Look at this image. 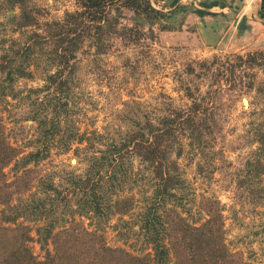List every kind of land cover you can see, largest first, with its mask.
Wrapping results in <instances>:
<instances>
[{
  "label": "rangeland",
  "instance_id": "obj_1",
  "mask_svg": "<svg viewBox=\"0 0 264 264\" xmlns=\"http://www.w3.org/2000/svg\"><path fill=\"white\" fill-rule=\"evenodd\" d=\"M170 1L150 0L166 16L151 31L142 30L137 41L113 39L111 48L98 55L82 46L70 81H46L54 67L43 55L31 59L30 77L9 82L0 72V84L8 85L0 95L3 134L20 149L19 156L41 150L33 166L37 180L11 201L18 205L26 200L33 206L43 199L46 214L23 220L31 228L28 246L38 260L43 254L35 233L38 225L66 226L73 218L87 231L102 234L107 246L141 255L151 252L139 232L142 213L170 207L197 225L205 218L208 198L217 201L229 249L242 261L264 264V172L256 174L254 165L261 161L264 171L255 139V129L264 123V49L247 47L236 38L208 44L195 33V14L183 6L191 2L168 9ZM8 5L0 0V55L11 54L10 45L16 47L11 41L22 43L27 33L15 29L18 8ZM27 7L38 13L40 31L43 21L60 19L76 6L74 0H27ZM131 19L132 13L123 10L121 22ZM197 107L196 118L208 126L202 129L207 143L201 150L181 136L180 155L170 156L179 166L180 179L170 190L173 196L158 200L157 179L133 154H125L114 175L107 176L101 156L139 122H156L174 110ZM93 158L99 160L96 167ZM90 165L98 167L93 183L103 194L98 213L85 211L82 201L89 199L92 188V180H86ZM3 171L7 181L16 173L11 165ZM124 196L132 199L129 212L106 218L104 202ZM2 210L0 205V217ZM0 224L8 225L1 218Z\"/></svg>",
  "mask_w": 264,
  "mask_h": 264
},
{
  "label": "trees",
  "instance_id": "obj_2",
  "mask_svg": "<svg viewBox=\"0 0 264 264\" xmlns=\"http://www.w3.org/2000/svg\"><path fill=\"white\" fill-rule=\"evenodd\" d=\"M6 1L9 7L18 8V15L13 20L15 29L21 33L27 31L22 43L11 41L16 44L14 48L10 45L11 54L3 52L0 55V72L5 73L9 82L17 77H30L31 59L38 55H43L47 65L54 67V71L46 75V81H70L76 68L75 56L82 46L92 49L94 55L103 54L111 48L113 39L124 44L137 41L142 30L151 31L152 26L166 16L150 0H74L75 9L65 11L60 19L43 21L42 29L37 31L38 13L27 7V0ZM176 2L171 0L169 5L175 6ZM123 10L132 13L131 23L121 22ZM194 12L198 15L205 13L200 9H194ZM31 26L35 28L26 30ZM7 86L0 84V95H4ZM260 91L264 94V85ZM197 109L174 110L157 118L156 122L148 119L139 122L101 156L106 160L107 176L114 175L125 154H133L157 179L155 195L159 196L158 200L173 196L170 190L177 187L180 179L179 166L170 156L180 155L181 136L187 138V144L199 149L207 143L202 129L208 126L204 119L196 118ZM255 139L258 153L264 156V123L255 129ZM20 152L7 141L0 125V205L3 208L0 218L8 223L0 224V264H169L170 261L172 264H250L227 246L217 201L208 198H205L207 205L203 208L205 218L197 225L188 223L170 207L163 206L160 213L150 211V208L142 213L139 232L150 245L151 252L141 255L107 246L102 234L87 231L73 218L66 226L38 225L35 233L43 251L41 260H38L28 246L32 239L31 228L24 225L23 220L38 219L46 214L43 199L38 198L33 206L26 200L18 205H12L11 201L14 194L22 195L31 189L37 180L33 166L42 155L39 149L19 156ZM30 163L31 166L27 167ZM91 163L96 167L99 160L93 158ZM9 165L16 172L11 181H7L3 171ZM93 165L86 170V180H92L89 199L82 201L85 211L98 213L103 194L95 189L92 174L98 173V167L94 169ZM254 165L258 168L256 174L264 172L261 161ZM131 207V197H114L104 202L103 210L107 218L124 215ZM17 218L22 220L17 221Z\"/></svg>",
  "mask_w": 264,
  "mask_h": 264
},
{
  "label": "crops",
  "instance_id": "obj_3",
  "mask_svg": "<svg viewBox=\"0 0 264 264\" xmlns=\"http://www.w3.org/2000/svg\"><path fill=\"white\" fill-rule=\"evenodd\" d=\"M191 2L183 5L182 2ZM237 0H177L176 5L195 6L205 11L196 18L195 33L208 44L227 38L243 40L247 47L264 49V0H242L241 6L233 13L231 7ZM170 6L168 9H170Z\"/></svg>",
  "mask_w": 264,
  "mask_h": 264
},
{
  "label": "water",
  "instance_id": "obj_4",
  "mask_svg": "<svg viewBox=\"0 0 264 264\" xmlns=\"http://www.w3.org/2000/svg\"><path fill=\"white\" fill-rule=\"evenodd\" d=\"M242 0H237V2L231 7V11L234 13L240 6H241ZM194 7L188 6L187 10L194 11Z\"/></svg>",
  "mask_w": 264,
  "mask_h": 264
}]
</instances>
